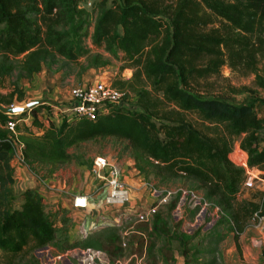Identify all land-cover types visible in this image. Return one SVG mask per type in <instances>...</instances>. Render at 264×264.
<instances>
[{"label":"trees","instance_id":"16d2710c","mask_svg":"<svg viewBox=\"0 0 264 264\" xmlns=\"http://www.w3.org/2000/svg\"><path fill=\"white\" fill-rule=\"evenodd\" d=\"M84 1L0 0V79L16 70L19 79L31 78L59 56L69 61L86 56L89 64L96 65L109 63L103 52H93L85 43L92 12L82 5ZM92 10V43L113 55L122 52V59L135 69L122 83L137 95L139 108L113 104L95 119L63 117L60 123L45 124L37 117L39 107L34 105L31 111L35 117L19 134L25 159L34 170L47 166L46 173L51 175L73 159L72 146L101 135L127 138L141 172L163 182L175 176L199 182L189 190L196 189L204 198L190 192L187 198L208 211V221L216 213L220 218L211 226L215 233L206 238L212 246L198 247L195 252L214 253L226 236L217 224L226 222L240 233L255 212L264 214V194L259 201L237 200L246 168L238 165L233 155L237 147L240 157L248 165L258 166L264 177V115L258 114L252 102L210 95L201 79L219 75L223 66H229L241 75H253L254 82L264 87V0H95ZM113 84L119 86L116 80ZM242 89L256 91L246 84ZM23 98L17 84L9 93L0 94L6 104ZM0 115L5 119L11 116L2 111ZM198 121L210 131L202 130ZM8 133L2 121L0 247L18 253L30 243L41 246L54 242L59 227L55 211L35 188H26L20 206H15L14 151L5 139ZM156 213L150 232L155 239L142 234L138 246L150 260L148 252L162 236L165 244L158 250L164 252L167 246L171 251L172 256L165 257L169 264L175 258L173 236L182 234L180 227H170L162 222V214ZM199 233L200 228L181 244L183 253L191 252L187 244ZM104 238H86L70 247L122 254V237L115 228ZM195 264L228 263L215 255Z\"/></svg>","mask_w":264,"mask_h":264},{"label":"rangeland","instance_id":"374dc122","mask_svg":"<svg viewBox=\"0 0 264 264\" xmlns=\"http://www.w3.org/2000/svg\"><path fill=\"white\" fill-rule=\"evenodd\" d=\"M94 1L86 0L82 2V5L92 12L90 22L86 27L87 35L85 36V43L91 48V51L103 52L105 57L110 58L109 63L96 65L89 64L86 56L81 57L79 61H69L65 57L59 56L58 59L45 63L43 68L31 78L19 79L16 70L10 76L0 79V94L9 93L15 84H17L23 90L24 98L28 93L30 95L29 98L39 101L37 106L39 107V111H41L42 108H49L48 104L43 103V98L49 96L58 98L68 95L70 94L71 87L74 85L104 78L112 83L116 80L121 87L125 85L126 87H122L121 89L129 99V105L132 108H139L136 102L137 95L126 83H122L133 76L135 69L129 66L126 60L122 59V52L113 55L103 47L95 46L92 43L91 35L94 29L95 16V12L92 10ZM201 82L207 85L208 88L204 90L208 91L210 95L224 96L236 102L247 101L255 97L260 102H264V87H259L254 82V76H244L233 72L229 66H223L219 75H212L201 79ZM245 84L256 91L242 89ZM25 85H27V88H25ZM17 97L15 99H18ZM12 104L25 105L27 102ZM7 118L5 119L0 115V124L2 121L6 122ZM24 125L25 121H19L20 129ZM198 125L202 130L210 131L203 122L198 121ZM94 152L96 154L110 152L109 156L114 159L119 167L125 168L123 177L131 186L132 191L127 207L123 209L113 208L112 210H116V220L111 219L108 222L95 221L85 233H81V231L75 228L70 210L66 209V207L57 210L54 215L59 230L54 242L41 246H35L33 243H30L24 250L18 253H11L0 247V264H151L154 259L157 260V264H166L165 257H171L172 253L167 249V246L163 248L164 252L158 250L165 244L162 236L156 239V247L151 252H148L150 253V260L147 257V253L143 257L142 253L144 251L138 246V239L140 236H143L142 234L149 240L155 239L154 234L151 233L150 235V232L152 231L151 228L154 220H156V212L162 214V222H167L172 228L176 226L178 229L180 227L182 236H179V233H175L171 246L176 250L180 259H182L183 264L206 262L215 255L219 259L222 257L228 264H264V226L260 218H256L253 215L250 216L240 233H237L235 227H230L226 222L217 224L219 226V228L217 227L218 230L226 234L223 241L219 244L218 250L214 253L206 251L196 253L195 250L198 247L208 248L212 246L206 238L214 232L213 228L215 227L211 229V226L218 222L220 218V215L216 213L217 210H214L215 216L212 220L208 221V211L206 209L196 207V201H190L187 198V192H177L178 187L189 190L190 186H199V182L196 179L175 176L169 182H163L152 174L148 176L145 172L141 173L139 171L138 173H132L133 163H131V158H133V155L131 141L117 135H101L73 147V154L77 159H84L86 155L93 154ZM233 155L235 162L240 165L242 158L239 155L237 147H235ZM70 164H61L60 167L66 170L73 169L74 167L70 166ZM91 165L90 163L88 166L89 171L91 170ZM47 169V166H45L37 171L44 177H48L49 175L46 173ZM134 176H139L140 178L135 185L130 182V177ZM149 183L156 184L158 190L151 189ZM170 187L175 190V193L167 196L165 188ZM262 190L264 191V181L252 178V175L248 176L247 173L240 186L237 200L239 202H243L244 200L259 201L262 197L260 194ZM15 192L17 194L15 206L19 207L22 202V191L15 190ZM131 227H134L136 231H132ZM114 228L120 233L124 247L122 254L119 256L109 254L105 249L82 250L80 246H77L73 250L70 247L71 244H75L78 241L82 242L86 238L97 239L99 237L103 240L106 233H110ZM199 228L200 233L187 244L188 247H192L191 252L188 254L183 253L181 244H184L188 236L196 233ZM105 241L106 239L104 238ZM102 259L104 261L100 262ZM169 263L174 264L175 258H171Z\"/></svg>","mask_w":264,"mask_h":264},{"label":"crops","instance_id":"0c3cea01","mask_svg":"<svg viewBox=\"0 0 264 264\" xmlns=\"http://www.w3.org/2000/svg\"><path fill=\"white\" fill-rule=\"evenodd\" d=\"M25 88H27V85H25ZM29 96L30 95L27 93L24 99L15 100L14 103L23 104L25 102L33 100L32 98H29ZM43 99V103L49 105V108H42L41 110V113L44 114L45 117H42L40 120L43 121L45 124H48L47 116H52L54 117V119L58 120V122H61V119L59 118V115L57 113L58 108H67L70 105L76 103V101L71 98V93L58 98L49 96ZM247 102L254 103L255 109L257 110L258 114L260 116L264 115V102H260L259 99H256L255 97H253L252 99H248ZM46 111H48V115ZM22 115L25 118L24 121L26 124H31L33 118L35 117V114L31 111V109L26 112L24 111ZM89 140L83 141L80 144L85 143ZM73 147L74 146L70 148L72 154ZM96 155V152H94L93 154L86 155L84 159H77V157L73 154V159L69 162L64 163L66 165L71 163L72 165L70 164V166H73V169L66 170L59 166L53 174L49 175L48 177L43 176V180H40L35 174L31 172L26 159H23L21 156H18L17 158H12L11 163L14 168L15 178L13 184L14 189L19 190L20 192H23L26 188L29 187L37 189L43 195L46 204L52 207L53 211L55 212L66 207V209L71 211V218L73 224H75V228H77L79 231L84 230L83 228L87 225L91 227L95 221L108 222L111 219L116 220V210H112L114 207L105 203L103 200L95 204H91L88 208H76L72 205L73 198L75 195L83 192H93L96 187V184L98 183V178L92 173L91 170H88L89 164H92L93 159ZM106 155L109 156L110 152H107ZM131 163H133V169H131L133 171L132 173H138V171L141 172L134 164L135 160L133 158H131ZM240 166H244L246 168V174L248 173V176L252 175V178H257L259 180L264 181V178L261 175L262 170L258 166L248 165L244 158H242ZM121 170L122 174H124L125 168L121 167ZM138 179H140L139 176L130 177V182L135 185ZM260 194L261 196H263L264 191L262 190ZM131 228L132 231L135 230L134 227ZM85 230L87 231V229ZM145 256V253H143V257ZM174 256V264H183V261H181L182 259H180L178 253H176V250L174 252Z\"/></svg>","mask_w":264,"mask_h":264},{"label":"built area","instance_id":"2783aa9c","mask_svg":"<svg viewBox=\"0 0 264 264\" xmlns=\"http://www.w3.org/2000/svg\"><path fill=\"white\" fill-rule=\"evenodd\" d=\"M70 93L71 98L74 99L76 103L67 108H58L57 113L61 121L63 117H67L68 120L85 117L95 119L101 111L106 110L113 104H125L130 106L129 99L126 97L125 92L121 88L115 86L111 81L104 78L96 79L88 83L74 85L71 87ZM46 112L48 115V111ZM22 113L21 115L12 114L5 122V126L9 129L8 136L5 139L12 145L14 151L13 158L21 156L25 159L23 152L24 142L19 138V134L21 132V129L19 128V121L25 120ZM43 116L45 115L42 114L41 111L37 113V117L39 119ZM47 119L48 124L51 121L60 123L52 116H47ZM27 164L33 174H35L40 180L44 179L43 175H41L37 170L32 169L29 163ZM91 171L98 178V183L96 184L93 192H83L75 195L72 202L73 207L88 208L91 204H95L103 200L105 203L114 208H126L132 195L131 186L124 179L122 170L114 159L106 154H97L93 159ZM149 185L151 189L155 191L158 190L156 184L149 183ZM177 190H182L187 193L190 192L197 198H204L200 192L197 190L194 191V189L187 190L183 187H178ZM173 193H175V190L171 189V187L165 188V194L167 196L172 195ZM204 203L206 205H210V202L207 200H205ZM218 208L219 206L217 205L215 210ZM254 217L260 218L264 226V214H259L257 211L255 212ZM87 226L83 228L84 230H81V233L88 231L90 226ZM85 229H87V231Z\"/></svg>","mask_w":264,"mask_h":264},{"label":"water","instance_id":"95a60500","mask_svg":"<svg viewBox=\"0 0 264 264\" xmlns=\"http://www.w3.org/2000/svg\"><path fill=\"white\" fill-rule=\"evenodd\" d=\"M39 101L33 100L27 102L25 105H14V104H6L1 102L0 100V111L7 113V114H21L24 111H27L28 109H31L32 106L37 105Z\"/></svg>","mask_w":264,"mask_h":264}]
</instances>
